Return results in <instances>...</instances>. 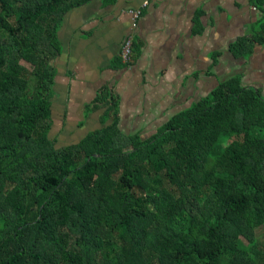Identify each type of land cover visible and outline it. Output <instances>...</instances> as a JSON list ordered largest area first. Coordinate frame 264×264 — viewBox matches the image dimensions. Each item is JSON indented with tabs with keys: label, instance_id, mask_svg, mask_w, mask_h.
I'll list each match as a JSON object with an SVG mask.
<instances>
[{
	"label": "trees",
	"instance_id": "obj_1",
	"mask_svg": "<svg viewBox=\"0 0 264 264\" xmlns=\"http://www.w3.org/2000/svg\"><path fill=\"white\" fill-rule=\"evenodd\" d=\"M91 1L0 0V264H264L258 90L222 83L146 142L111 112L77 145L49 138L59 30Z\"/></svg>",
	"mask_w": 264,
	"mask_h": 264
},
{
	"label": "crops",
	"instance_id": "obj_2",
	"mask_svg": "<svg viewBox=\"0 0 264 264\" xmlns=\"http://www.w3.org/2000/svg\"><path fill=\"white\" fill-rule=\"evenodd\" d=\"M263 21L255 0H92L72 10L58 34L49 138L74 146L116 120L123 139L146 142L233 79L264 98V43L242 56L232 48ZM130 36L134 63L125 67Z\"/></svg>",
	"mask_w": 264,
	"mask_h": 264
},
{
	"label": "built area",
	"instance_id": "obj_3",
	"mask_svg": "<svg viewBox=\"0 0 264 264\" xmlns=\"http://www.w3.org/2000/svg\"><path fill=\"white\" fill-rule=\"evenodd\" d=\"M147 6H148V4H145L144 7H147ZM130 14L132 15L134 21L141 18V12L140 11H136V12L131 11ZM120 57H121L122 64L125 67H130L133 65V63H134L133 38L131 36L128 37L124 41Z\"/></svg>",
	"mask_w": 264,
	"mask_h": 264
},
{
	"label": "rangeland",
	"instance_id": "obj_4",
	"mask_svg": "<svg viewBox=\"0 0 264 264\" xmlns=\"http://www.w3.org/2000/svg\"><path fill=\"white\" fill-rule=\"evenodd\" d=\"M23 66L30 71L32 70V67L24 62H23ZM256 230H257V236H258L259 241L264 242V226L257 228Z\"/></svg>",
	"mask_w": 264,
	"mask_h": 264
}]
</instances>
